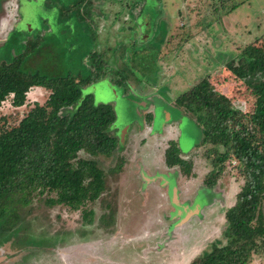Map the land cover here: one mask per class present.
I'll return each instance as SVG.
<instances>
[{"label": "rangeland", "instance_id": "1", "mask_svg": "<svg viewBox=\"0 0 264 264\" xmlns=\"http://www.w3.org/2000/svg\"><path fill=\"white\" fill-rule=\"evenodd\" d=\"M84 2L88 4L86 9L82 7ZM106 2L111 1L26 2L24 10L21 8L26 32L10 33L11 40L0 44V57L12 51L17 41L41 35L42 41L53 43V47L49 46L55 54V63L43 64L44 56L38 54L34 59L42 61L39 68L51 65L55 70L87 76L94 61L93 52L105 56L102 50L113 46L112 37L115 38L117 46L110 56L116 65L104 66L105 76L95 84L92 82L89 89L95 93L97 102L113 105L116 114L113 126L120 129V146L126 144V139L130 143L137 139L139 142V137L149 134L175 135L179 142L177 147L171 146V149L176 147L174 157L192 159L199 176L194 179L184 175L179 180L175 170L166 175L163 170L156 176V169L171 164L168 150L165 153L162 148H167L165 141H168L163 136L154 138L149 154L146 138H141V149L125 145L117 153L102 155L99 158L106 174V189L88 202L82 212L62 204L47 205L48 193L20 209V223L26 227L18 228L10 243L12 250L22 249L17 260L20 264H189L197 255L211 249V244L228 243L224 239L228 227L225 215L231 204H235L245 178L237 167L229 168L227 159L228 167L215 179L213 192L207 189V184L199 182L214 168V163L208 166L210 160L204 155L210 147L202 144L203 135L194 118L177 112L171 100L210 75L216 89L231 96L235 105L248 114L254 111L256 98L251 96L247 85L224 67L218 69L216 60L231 57L233 53L230 39L235 37L229 33L233 26L227 15L232 12L241 15L235 27L249 31L247 43L252 42L255 26L261 24L264 28V0H147L146 6L143 0H113L108 13ZM232 4L233 9L225 13ZM141 6L144 9L139 16ZM7 11L4 7L0 16L8 18ZM102 18L104 22L100 24ZM137 26L139 29H135ZM145 28L149 29L148 33L143 32ZM135 30L143 34L142 42L135 40ZM164 36L165 42L156 49ZM185 37L189 38L181 45L183 48L177 47ZM210 42L212 46L215 43L211 49ZM71 45L76 49L74 54ZM124 48L128 50L123 56ZM52 53H46L45 58L52 60ZM49 93L44 87H33L21 107L14 106L8 97L0 107V116L12 115L11 122L16 123L35 103H45ZM152 111L155 115H148ZM149 116L154 120L152 124L147 122L149 127L154 126L153 134L145 130ZM149 159L161 167L152 169ZM149 175L155 176V181L149 180ZM160 180L171 181V204L173 199L178 203L174 213L182 220V223L174 222L168 230L171 222L165 214H170L172 207L166 196L167 187ZM164 232L171 238L174 234V239H168ZM249 264H264V256L255 255Z\"/></svg>", "mask_w": 264, "mask_h": 264}, {"label": "trees", "instance_id": "2", "mask_svg": "<svg viewBox=\"0 0 264 264\" xmlns=\"http://www.w3.org/2000/svg\"><path fill=\"white\" fill-rule=\"evenodd\" d=\"M143 3L146 6L147 0ZM165 38L159 39L158 47ZM17 45L20 53L12 51L0 59V107L8 97L14 106H23L33 87H44L50 93L45 103H35L16 123L11 122L12 115L0 116V238L9 240L18 228L26 227L20 223V209L46 193L47 205L85 210L106 189L99 157L121 148L118 136L111 133L116 119L113 105L97 102L93 93L81 99L84 88L103 75V65L87 76L74 75L55 70L51 66L55 60L46 59L38 44ZM237 49L225 69L255 96L251 114L218 91L210 75L176 98V104L185 110L181 113L192 116L199 125L202 144L210 147L204 153L215 165L204 180L209 190L227 159L237 161L234 167L245 178L235 204L225 215L227 245L213 244L189 264H249L255 255L264 256V38ZM38 54H43V64H52L39 68L42 61L34 59ZM176 147L169 153L171 166L178 164L183 173L193 175L192 160L174 157Z\"/></svg>", "mask_w": 264, "mask_h": 264}, {"label": "flooded vegetation", "instance_id": "3", "mask_svg": "<svg viewBox=\"0 0 264 264\" xmlns=\"http://www.w3.org/2000/svg\"><path fill=\"white\" fill-rule=\"evenodd\" d=\"M29 1H31V0H18V1H16V0H0V7H1V11L3 10V8L4 7H7L8 8V11H7V13H8V18H5V17H3V16H0V44L2 43V45H4L8 40H11V38H9V34L10 33H12V32H14V30L15 31H21V33H24V32H26V30L23 28V26H22V24H23V18H24V16L22 15V12L23 11H21V8L23 7V10H24V8H25V3L26 2H29ZM111 2H109V4H107V2H106V11H107V13L108 12H110V11H108L110 8H111V6H112V3H113V0H110ZM85 4V2L83 3V5ZM88 4H85V6H82V7H85V9L88 7L87 6ZM135 7V6H134ZM143 9H144V6H141V10H139V16H140V13L143 11ZM0 11V12H1ZM99 12L100 13H102V9L101 10H99ZM116 14L117 15H119L118 14V12H116ZM104 16H105V13L103 14ZM98 18H101V17H99L98 16ZM139 18V17H138ZM104 22V19L102 18V21H100V24L101 23H103ZM106 24H107V22H106ZM132 29H134V28H131V30ZM135 29H139L138 28V26L135 28ZM143 32H145V33H148L149 32V29L148 28H145L144 29V31ZM135 34H133L134 35V37L135 36H137V38L135 39L136 41H138V39H140V42H142L143 41V39H144V37H143V34L141 33V31H136L135 30V32H134ZM20 36V35H19ZM41 35L40 36H36V37H29L28 39H24L23 41H17L16 43L17 44H19L20 45V47L21 46H26V45H28V44H38L39 46H40V48L42 49V52H44V54L46 55V53H49V52H51L52 53V48L50 47V46H52L53 47V43L52 42H50V40L49 41H42V39H41ZM45 37L43 36V39H44ZM112 39H113V46H110L107 50L105 49V50H102L103 52H105L104 54H105V56L103 55V53H101V52H99V51H94L93 52V55H96V57H94V61L91 63V65H89L90 67H91V69H92V71H96L97 69H98V66H100V65H103V66H109L111 63L113 64V65H116L114 62H113V60H111V56H110V54L113 52V49H115L116 48V46L117 45H115V42H116V40H115V38H113L112 37ZM44 42V47L42 46V43ZM14 44V47L12 48V51L14 52V53H20L21 51H18V49L16 48V47H18V45L17 44ZM50 45V46H49ZM180 46V45H179ZM1 47V46H0ZM181 48H183V46H180ZM155 48L157 49L158 48V50H159V47H158V45H156L155 46ZM71 49H72V51H73V53L72 54H74V52H75V48H74V45H71ZM125 49V51H124V54H123V56L125 55V52L128 50L127 48H124ZM123 49V50H124ZM175 50H177V49H175ZM12 51H10L9 53H11ZM130 52V51H129ZM137 52H138V50H137ZM141 52H144V49H141ZM147 53L148 52H150V50H147L146 51ZM107 54H108V56H107ZM43 55V54H42ZM54 56H55V54L54 53H52V60H55L54 59ZM84 58V57H83ZM102 59V61L100 62L99 61V59ZM0 59H1V57H0ZM122 59H123V57H122ZM169 60H170V57H169ZM171 61H173L172 59H171ZM42 63V62H41ZM54 63H55V61H54ZM103 68V67H102ZM101 68V70L103 71V75H101L100 77H99V79L97 80V81H95L93 84H95L96 82H99V81H101L102 80V78L105 76V74H106V72L103 70ZM74 69V68H73ZM90 69V70H91ZM76 71H81L80 69H75ZM77 73H79V72H77ZM133 73V72H132ZM134 74V73H133ZM168 82H171V78L169 79V81ZM195 85V84H194ZM193 85V86H194ZM90 86V84L89 85H87L85 88H87V87H89ZM192 86V87H193ZM216 87V86H215ZM84 88V89H85ZM189 90V89H188ZM130 91V90H129ZM219 91V90H218ZM222 93H224V94H226V92H224V91H222ZM228 96V95H227ZM228 97H231V96H228ZM171 102H172V106H175L176 108H179V110H182V108L181 107H179L177 104H176V97L175 98H173L172 100H171ZM147 104V103H146ZM151 114H153V115H155L154 113H153V111L152 112H149L148 113V115H151ZM148 121H146V123L148 122V123H153V118L151 117V116H149L148 117ZM146 124V128H145V130H147V131H151V134H153L152 132L154 131L153 130V128H154V126L153 127H149V124ZM113 125H114V123H113ZM112 125V128H111V133H112V135L114 136H118L119 137V135H118V133H119V128L118 127H115V126H113ZM150 128V129H149ZM136 131V130H135ZM138 132V131H137ZM124 136H123V139H125V137H126V133L125 134H123ZM131 136H133L132 134H131ZM135 136V135H134ZM159 136H163V137H165L166 139H168V141H165V143H166V147L167 148H165V147H162L164 150H165V153H166V151L168 150V154H169V150H171V144L172 143H175V144H177V142L178 141H176L177 139H176V136L175 137H169V136H166V135H163V133L162 134H159ZM120 138V137H119ZM141 138H146V142L147 143H149V140L152 138V135H148L147 137H139V142H138V139L137 140H133L131 143L130 142H128L127 141V139H126V144L125 145H127L128 147H132L133 149H136V148H138V149H141L143 146H141L140 145V142H141ZM121 139V138H120ZM143 142V141H142ZM125 145H123V146H121V148L119 149L118 148V150L120 151V150H122L123 149V147L125 146ZM138 145V146H137ZM137 146V147H136ZM118 147H120V145L118 146ZM151 148H152V146H149L148 144H147V152H148V154L151 152ZM118 150H117V152H118ZM116 152V153H117ZM148 154H146V156L148 155ZM155 154V153H154ZM142 157H144V156H142ZM206 157V156H205ZM183 158V157H182ZM183 159H185V158H183ZM207 159V158H206ZM186 161L188 160L189 161V159H185ZM208 160V159H207ZM141 161H143L142 160V158H141ZM152 161V169H155V168H157V167H161V166H158V165H155V161H153V160H151ZM196 162V161H195ZM209 164H208V166L210 165V164H212L213 165V162H208ZM226 164V163H225ZM227 164H228V166H229V168H232V167H234L233 166V164H230V159H228V161H227ZM216 166H218V165H216ZM228 166H226V168L228 167ZM214 167H215V165H214ZM174 168H176V169H174ZM179 168V169H178ZM163 170H165L164 171V175H166L167 174V172H171L172 170H175L176 172H177V175L179 174L180 175V177H179V180L181 179V176H186V177H189V178H194L195 179V177H198L199 176V173H197L195 176H192V175H187V174H185V173H183L181 170H180V166L178 165V164H175V165H172L171 166V164H167L166 166H164V168L163 169H156V171H158V173L156 174V176H158L159 174H160V172L161 171H163ZM150 172V171H149ZM193 172H194V169H193ZM192 172V173H193ZM152 173V172H151ZM150 173V174H151ZM163 174V173H162ZM206 174H208V173H206ZM150 176V175H149ZM148 176V178H149V180H153L154 179V177L155 176H150L149 177ZM190 176H192V177H190ZM205 178H202V181H199L200 183H202V184H205ZM153 181H155V180H153ZM160 182L161 183H163V180H160ZM171 181H169V182H166L165 181V183H163L162 185H164L165 187H167V190H168V192H166V196H167V199L169 200V202H170V204H171V196H170V188H171V183H170ZM207 189H209V187H207ZM212 190V192H213V189H211ZM218 196V195H217ZM237 197H238V195H237ZM234 204H231V207L233 206ZM178 207V203H175L174 202V199H173V202H172V204H171V207H172V209H171V213L170 214H167V212H166V214H165V216L167 217V220L169 221V222H171L169 225H168V227L166 228V230H168V229H171V228H173V226H172V223H174V222H176V221H179L180 223H182V220L181 219H179L178 217H176V214L174 213L175 212V207ZM193 206H195V205H193ZM67 207H69V206H67ZM87 207V206H86ZM70 208V207H69ZM75 210H79V211H83V208H78V209H75ZM165 234L164 235H166L167 236V233L166 232H164ZM162 237H164V236H162ZM168 237V239H170V240H173L174 239V234H173V237L171 238V236H167ZM167 237H164L165 239H164V241H166L167 240ZM198 237H199V235H198ZM11 240L12 239H10L9 240V238L8 239H4V238H0V264H20L19 262H17V260H20V256H19V254H20V252L22 251V249H20V248H14L13 250L11 249ZM191 240H192V238H191ZM29 247H30V244H29ZM210 247L212 248V244L210 245ZM209 247V248H210ZM27 250H29V248H27ZM208 250V249H207ZM206 250V251H207ZM210 250V249H209ZM72 257H74V255L72 254ZM59 259H57L55 262H57Z\"/></svg>", "mask_w": 264, "mask_h": 264}, {"label": "crops", "instance_id": "4", "mask_svg": "<svg viewBox=\"0 0 264 264\" xmlns=\"http://www.w3.org/2000/svg\"><path fill=\"white\" fill-rule=\"evenodd\" d=\"M230 1H233V0H230ZM241 15H239V14H234L233 12H232V14L229 16V14L227 15V20L229 19V21H230V23H231V25L233 26V28H232V31H230V29H229V33L232 35V36H234L235 38H233V39H230L231 40V42H232V40H233V43H231V49H233V53H232V56L231 57H227V56H224L223 58H218L217 60H216V62L218 63V65H217V68L218 69H220V70H222L223 69V67L224 68H227L226 67V63L229 61V60H231L232 58H233V55H235L236 53H238V49L237 48H239V46H242V47H244V46H246V45H248L249 43H251V42H249V43H247V41H248V39H249V37H250V32L249 31H245V30H243L241 27H240V29L238 30L236 27H235V25H237V22L240 20V17ZM231 19H232V21H231ZM245 22H247V21H245ZM246 26V25H245ZM257 31V32H256ZM259 38H264V28H262V25L260 24V25H256L255 26V32H254V37H253V41H256V39H259ZM229 40V39H228ZM229 40V41H230ZM237 40H239V42L240 43H243V44H240V43H238L237 42ZM252 41V42H253ZM207 45V44H206ZM209 45H210V49L211 48H213L214 46H215V43H214V46H212L211 45V42L209 43ZM228 47V46H227ZM188 49V48H187ZM204 49V47L202 48V50ZM218 50H220V46H218V48H217ZM189 51H193V52H195L194 50H192V49H188ZM229 51V50H228ZM183 62H184V60H183ZM211 61L209 60V63H210ZM214 71V70H213ZM212 71V72H213ZM216 71V70H215ZM219 71V70H218ZM211 72V73H212ZM176 111L177 112H180V110H179V108H176ZM181 113V112H180ZM157 131H159V130H157ZM159 134H162V133H158V134H154V135H152V138L149 140V143H147L149 146H152V143H153V141L155 140L154 138H157L158 136H159ZM170 138H171V136H169ZM173 137H175V135L173 136ZM176 141H178L179 139L176 137ZM179 142V141H178ZM153 148V147H152ZM154 154V153H153ZM152 159V158H151ZM151 159H149V160H151ZM192 160V159H191ZM196 167V166H195ZM195 169V168H194ZM198 172L197 171H194L193 172V175L192 176H194V175H196ZM192 176H190V177H192ZM196 178V177H195Z\"/></svg>", "mask_w": 264, "mask_h": 264}, {"label": "water", "instance_id": "5", "mask_svg": "<svg viewBox=\"0 0 264 264\" xmlns=\"http://www.w3.org/2000/svg\"><path fill=\"white\" fill-rule=\"evenodd\" d=\"M88 88V89H87ZM87 88H85L84 90H83V94H82V96H81V99L83 100L84 98H85V96L87 95V94H90V93H94L93 91H91L90 89H89V87H87ZM95 94V93H94ZM123 134H122V138H123Z\"/></svg>", "mask_w": 264, "mask_h": 264}, {"label": "built area", "instance_id": "6", "mask_svg": "<svg viewBox=\"0 0 264 264\" xmlns=\"http://www.w3.org/2000/svg\"><path fill=\"white\" fill-rule=\"evenodd\" d=\"M230 164H233V166H236L237 161L235 159H230Z\"/></svg>", "mask_w": 264, "mask_h": 264}]
</instances>
